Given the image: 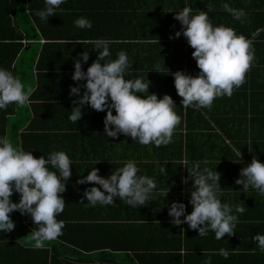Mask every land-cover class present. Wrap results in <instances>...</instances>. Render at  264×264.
<instances>
[{
  "label": "crops",
  "instance_id": "0c3cea01",
  "mask_svg": "<svg viewBox=\"0 0 264 264\" xmlns=\"http://www.w3.org/2000/svg\"><path fill=\"white\" fill-rule=\"evenodd\" d=\"M179 1L66 0V3L60 5L56 15L49 17L48 21H41L36 16V12L45 8L44 0H23L19 11L12 18L13 22H21L22 11L24 14L31 15L30 19H23L24 28L29 30V35L27 34V38L22 41L24 48L14 66L18 67L21 59H25L27 62L31 60L32 62L36 53V62L40 59L43 60L42 66H44L38 69L40 67L33 64L32 70L24 68L28 72H26L27 76L22 82L26 86L32 87L34 91L29 103L22 107L16 106L19 113L8 117L9 132L12 127H19L20 146L25 150L32 149L36 157L44 155L47 158L48 154L53 150H63L71 157V150L64 139L52 138L44 142L52 134L61 133L62 138L67 137L66 133H69V136L73 135L75 138V141H71L72 144L76 143L79 147L80 142L84 143L80 148L84 147L86 154L91 157L92 163L97 164L99 162L102 164L103 162L109 165L114 164V158L119 156L118 150H126V147L117 146L115 143L125 138L129 139L130 143H135L131 137L123 134L116 138L106 137L104 119L107 110L96 111L90 105H79L82 107L81 119L77 123H73L68 119L71 112H68V107H71L72 110L76 106L74 101L78 99L75 95L69 94L70 88L71 86L86 83V81L78 82L72 79L75 58L83 51L90 53L89 60L82 64L83 70L86 71L98 57V50L93 49L94 45L91 43V41L98 38H107L112 41L110 44L112 59L116 58L120 50H124L127 53L132 61V67L130 75H127L125 79L142 78L144 81L148 79L150 82V93H155L160 98L165 94H169L175 98L176 105L181 104L182 97L177 95V90L173 89L175 85L174 76H171L169 72L171 68H167L169 64H173L176 56H180L182 62L184 61L185 63V67L180 66L177 71L183 70L185 73L189 71L187 55L190 45L185 37L183 39L175 37V33L182 29L173 19L176 16V12L180 10L181 4ZM212 1L219 10L211 14V17L214 18L212 19L213 25L223 24L232 27L237 34H243L249 39L254 49V58L245 75L248 78H245L243 86L238 88L237 91L234 90V95L231 97H219L218 100L216 98L211 108L208 110L205 108L204 111V108H200L201 112L198 114V118L205 116L206 120L210 122L209 127L203 130L199 128V131L202 130L200 132H203V134H211L215 137V141L212 142L211 146L200 147L202 149L206 148V162L216 164L217 157L214 162L208 161L211 160V156L216 154L220 156L226 155L222 161L223 166H217L216 170L221 173V179L226 177L228 180L229 185L222 187V191L223 194L230 197V192L237 191L236 189L239 190L238 194L243 192V185L235 183L236 179L240 177L241 169L250 164L254 157L264 162V144L257 143L264 139V0ZM185 2L189 4L190 0H185ZM192 2L197 1L192 0ZM223 2H228L233 8L244 9L247 13L246 20L243 23L234 20L231 14L222 9ZM2 3H6V1L0 0V11L3 10L1 8ZM250 3L253 5L252 7H248ZM201 10L204 9L201 8ZM33 15L36 16L35 19ZM81 16L91 20L92 27L90 29H79L75 26L74 20ZM217 16L220 19L216 20L215 17ZM32 25L36 27V30L30 29ZM191 63L196 62L191 61ZM157 67L161 72L153 69ZM174 67L176 68V66H173L172 69H175ZM199 71L198 68L196 73H199ZM160 73L165 75L162 76ZM39 77H43L46 81L39 84ZM84 91L85 89L81 87V95ZM176 97L180 98L176 99ZM180 109L181 105L175 108V111L181 117V122L177 127L182 130L181 132L185 133L189 121L187 117L189 108L185 109L183 107V110L179 111ZM65 111L66 113H64ZM113 114H115V110H113ZM193 122L194 120L192 119L190 123L192 124ZM62 126H65L63 130L60 129ZM81 126L85 127L80 128ZM226 131L231 137L227 136ZM176 132L177 129L175 128L173 138H175L174 134ZM23 135L30 137L26 143L23 141ZM217 137H222V141L218 140ZM9 139L12 140L11 137ZM204 141L211 143V139H205ZM197 142L201 143V140L197 139ZM41 145H43L42 148H40ZM85 145L92 146L94 150L93 148H86ZM54 147L58 149L52 150L51 148ZM242 147L246 148L242 149ZM96 152L98 153L97 157ZM239 160L240 162H236ZM148 161L144 158L142 163L145 164ZM180 161L184 166L187 164L190 165L189 167L192 166L185 158ZM139 169L144 171L147 169V165L140 166ZM222 172H226L225 175H222L224 174ZM80 177L81 174H76L74 169H72V176L66 181V191L61 194L66 202L65 208L57 216V219L69 215L67 221L71 223L90 224L89 226L93 227V234L101 240L104 238L108 240L113 236L102 230L98 225L104 222L111 223V208L119 215L115 217L114 223L123 222L126 219L134 224L151 222L150 219L140 216L139 212L142 207L120 204L121 201L118 198L115 199L113 204L105 206H86V201L81 203L84 190L92 187V184L91 182L79 184ZM220 183L223 185L221 181ZM169 189L157 187L155 194H158V196L152 198V202L156 203V207L164 205L166 197L163 194ZM254 191L257 192L256 190ZM249 193L248 191L246 194ZM186 194L187 189L182 190V200H188L187 202H189L190 198L187 199ZM250 195L251 199L244 213L250 224L253 222L255 226L253 231V227L251 225L248 226V236H254L258 232L264 234V196H257L256 193H254L255 196ZM11 199L14 202H19L20 196L18 193H14ZM185 205L187 206V203ZM190 209L192 208H188V210ZM73 213V219H71ZM85 213L90 217V221L86 217L83 219L74 217ZM10 216L16 224L12 231L13 238L28 245L33 244L30 240L31 231L35 227L32 219L27 215L21 214L19 210L10 213ZM165 220L171 222L172 219H164L161 223H165ZM9 234H0V240H6L5 237ZM207 236L210 237V240H216L214 233L210 232ZM227 240L232 242L233 237H227ZM54 241L59 240L55 239L45 242L44 247L48 246L51 249L50 245ZM234 246L231 245L230 249L236 248ZM86 253L95 254L96 252L88 251ZM251 261L253 264H264V253H257Z\"/></svg>",
  "mask_w": 264,
  "mask_h": 264
},
{
  "label": "clouds",
  "instance_id": "9594fccd",
  "mask_svg": "<svg viewBox=\"0 0 264 264\" xmlns=\"http://www.w3.org/2000/svg\"><path fill=\"white\" fill-rule=\"evenodd\" d=\"M44 3L45 8L37 11L36 16L41 21H48L66 0H44ZM207 8V11L194 12L190 6H184L175 16L182 25L175 37L182 32L194 49L192 56L200 70L198 75L183 70L171 73L185 109L211 108L216 98L231 97L234 89L245 82L254 58L251 41L230 26H214L209 13L215 9L211 4ZM222 9L241 23L247 18L244 9L233 8L228 2L222 3ZM74 24L79 29L92 27L91 20L84 16L75 19ZM91 43L93 49L98 50V57L87 70H83L82 64L89 60L90 53L83 51L74 61L72 79L86 83L71 86L69 94L78 99L74 101L76 106L68 119L77 123L82 117L79 105H90L96 111L107 110L104 119L106 137L116 138L123 134L141 145L160 147L170 144L174 130L181 122L173 97L165 94L160 98L150 93L148 79H125L130 75L132 61L124 50L112 59L111 40L98 38ZM153 69L161 72L158 67ZM81 87L85 89L82 95ZM33 91L18 74L0 67V111H6L9 105L22 107L28 104ZM72 164L63 150H53L47 158L44 155L36 157L32 149L14 146L6 135H0V234L14 230L16 224L10 213L19 210L34 222L30 235L33 247L42 248L45 242L63 235L64 221L58 220L57 216L65 208L66 202L61 194L66 191V181L72 176ZM186 168L188 177L184 182L192 181L189 201L192 211L186 214V205L173 201L169 208L171 223L176 226L187 223L189 228L198 230L201 237L214 233L216 240L224 239L225 234H235L238 214H243L246 209L239 204L222 203L221 173L210 167L202 168L200 162ZM139 172L133 160L124 162L107 177L98 174L99 169L93 167L78 181L79 184L95 182L94 186L84 190L81 203L86 201V206H105L119 198L131 207L144 206L153 200L157 184L154 178ZM160 172L166 176V166L161 167ZM235 183L243 185L244 193L251 188L264 196V162L254 157L241 169ZM14 193L20 194L19 202L11 199ZM252 239L258 250L264 253V234L258 232ZM216 254L225 259L230 255L225 248H220ZM204 264H212L210 255Z\"/></svg>",
  "mask_w": 264,
  "mask_h": 264
},
{
  "label": "trees",
  "instance_id": "16d2710c",
  "mask_svg": "<svg viewBox=\"0 0 264 264\" xmlns=\"http://www.w3.org/2000/svg\"><path fill=\"white\" fill-rule=\"evenodd\" d=\"M4 1H6V3H2L1 8L3 10L0 11V67L13 71L14 74H18L21 80H23L27 76L26 72H28L25 69L32 70L33 64H36L37 67H40L38 69H41L44 66H42L43 60L40 59L36 62V53L32 62L31 60L30 62H27L25 59H21L18 67L16 65L14 66L19 54L24 48L22 41L27 38V34L29 35V30L24 28L25 24L23 19H30L31 15L24 14L22 11L21 22H13L12 16L19 11L23 0ZM196 1L197 2H192V0H190L188 4L185 0H180V10H182L184 6H190L194 12L201 10V8L208 10L207 7L211 4L215 9L209 13L212 21L214 18L211 17V14L214 13V11H219L216 4L212 0ZM252 6L253 5L251 3L248 5V7ZM35 17L36 16L33 15L34 19ZM215 18L216 20L220 19L219 16ZM173 19L175 23L179 24L182 28L181 23L175 19V17H173ZM29 22L31 23V21ZM30 29L36 30V27L32 25L30 26ZM178 38H184L182 32ZM190 47L191 46H189L187 55L188 73L191 75H198L199 73H196V71H198L197 62L192 56L194 49ZM191 61L196 63L192 64ZM173 66H176V68L174 67L175 69H172ZM180 66L185 67V63L184 61L182 62L180 56H176L173 64H169L168 67L166 64L168 69L171 68L169 70L170 74L171 71H177ZM190 69L193 73L192 71L190 72ZM160 75L164 76L165 74L160 73ZM38 81L39 84H41L46 80H44L43 77H39ZM242 86L243 85L238 88H241ZM238 88L234 90L237 91ZM173 89L176 90L175 86H173ZM179 98L180 97H176V99ZM173 99L175 101V98ZM216 100H218V98ZM180 105L181 104L179 103L176 107ZM188 108L187 117L189 118V121L185 133L181 132L182 130L176 127L177 132L174 134L175 138H173L170 144L166 146L162 145L160 147H156L152 144L141 145L136 142L132 144L129 139L125 138L124 140L115 143V145H122L126 147V150H118L119 156L114 158V164L109 165L103 162L102 164L99 162H97V164L92 163L91 157L86 154L84 147L80 148V146L84 143L80 142L81 144L79 143V147L76 143L72 144L71 141H75V138L73 135L69 136V133H66L67 137L62 138L61 133L52 134L51 136L47 135L49 138L44 142H47L52 138H57L64 139L68 143L71 150L70 159L73 162L72 169H74L76 174L80 173L81 175L86 176L88 175V172L95 167L99 169L98 174L107 177L112 171H115L116 168L122 167L124 162L128 160L135 161L138 169L140 166L147 165V169L144 171L139 169L140 172L138 174L154 178L157 187L159 188H170L166 196L163 194V196L166 197L165 203L164 205H159L160 207H156V203L149 201L142 206V210L139 212V214H141L140 216L145 219H150L151 222H144L141 224L128 222L127 219L123 222L114 223L115 217L119 215L111 208V223L104 222L102 224H98L102 230L110 235H113L110 237L111 239L108 240L106 238L102 240L98 239L93 234V227H90V224H74V222L71 223L67 221L69 215L58 219L64 221L65 226L63 228V235L57 238L59 241L52 242L50 245L51 249H49L48 246L35 248L33 247V244H25L18 239H14L12 232H10V234L5 237L6 240H0V264H204V261L208 259L209 255L211 256L212 264H253L251 260H253L254 256L257 255V253H260V251L252 239L253 236H248V226L251 225L253 227V231L255 223L252 222V224H250V221L246 218L247 216L245 213L238 214L239 222L234 229L235 234H225L224 239H220L218 241L212 239L210 240V237L208 236H198V230L189 228L187 223L180 226H176L166 220L165 223H161L162 220L171 218L169 216V208L173 201H179L185 204L187 203L186 214H189L192 211V209L188 210V208H192L190 202H187L188 200H182V190L184 189H187V199L190 198L192 181L189 179L188 183L185 184L184 182L185 178L188 177V170L186 167H189L190 165L187 164L184 166L181 161L179 162V160L185 158L188 163H191V165L194 162H200L202 168L210 167L215 171H218L216 170L217 166L222 167L223 158L226 157V155L220 156L219 154H216L210 157L211 160H208L214 162L217 157L216 164H209L206 162V148L202 149L200 147H204L205 145L211 146L212 142L215 141V137L211 134H203V132H200L204 128L210 126V122L206 120L205 116L198 118V114L201 110L193 107ZM206 109L208 110L209 108ZM181 110H183L182 105L179 111ZM204 110L205 108L203 111ZM70 111L71 107H68V112ZM17 113L19 112H17L15 104L9 105L6 111H0V135H6L8 138L11 137V142L14 146L21 145L19 127L14 126L9 132L8 117ZM64 113H66V111ZM192 119L194 122L191 124L190 122ZM85 122H87V120H85ZM84 127L85 126H81L80 128ZM64 128L65 126H62L60 129L63 130ZM199 128H202V130L199 131ZM226 134L228 137H231L227 131ZM217 138L222 141V137ZM29 139L30 137L28 135H23V141L25 143ZM197 139H200L201 143L197 142ZM205 139H211V143L205 142ZM257 143L261 145L264 144V139ZM42 146L43 145H41L40 148H42ZM85 147L93 148L89 145H85ZM243 148L246 147H242V149ZM51 149L53 150L58 148L54 147ZM95 154L97 157L98 153L96 152ZM144 158L149 160L148 163H142ZM165 166L167 172L166 176L160 172L161 167ZM222 173H224L222 175H225L226 172ZM220 181L223 183L221 187L229 185L226 177H222ZM91 184L94 186L95 182H91ZM95 186L99 187V185ZM236 190L237 191L230 192L231 198L228 197V195L223 194L220 197L222 203L227 202L232 205L239 204L246 208L248 207L249 200L251 199L250 194L253 196H255L254 193H256L257 196L260 195L251 188L249 189V194L244 192L238 194L239 190ZM157 196L158 194L154 193L152 198ZM122 203L123 201H121L120 204ZM168 204H170V206H168ZM74 213L72 214L71 219H73ZM83 215L74 217L79 219L86 217V219L90 221V217H88L87 213ZM230 236L233 237L232 242L227 240V237ZM231 245H235L236 248L230 249ZM220 248H225L229 251L230 255L227 259L216 254ZM254 249L255 251H253ZM88 251L96 253L88 254L86 253Z\"/></svg>",
  "mask_w": 264,
  "mask_h": 264
}]
</instances>
